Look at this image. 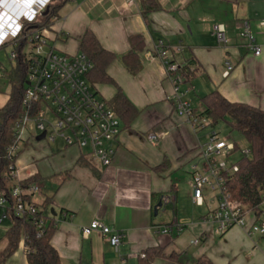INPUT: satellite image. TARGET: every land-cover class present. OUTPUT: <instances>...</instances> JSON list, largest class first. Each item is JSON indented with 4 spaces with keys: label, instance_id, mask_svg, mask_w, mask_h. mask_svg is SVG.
<instances>
[{
    "label": "crops",
    "instance_id": "crops-1",
    "mask_svg": "<svg viewBox=\"0 0 264 264\" xmlns=\"http://www.w3.org/2000/svg\"><path fill=\"white\" fill-rule=\"evenodd\" d=\"M157 1L161 10L147 20L139 0H72L59 11L49 28V44L74 55L80 53L84 33L92 31L101 46L117 56L107 73L140 115L130 129L123 125L108 168L97 163L88 150L66 147L63 142L62 149L53 150L45 140V146L39 148L41 159L32 157L31 165L22 158L31 140L38 137L30 132L15 162L19 180L25 183L37 175L35 183L45 188V194L34 200L41 206L49 200L57 214L51 243L63 264H140L144 252L156 247L164 248L167 256L176 253L189 261L206 256L214 264H264L263 238L250 236L239 227L219 235L206 220L207 207L196 206L192 194L188 197L180 191L181 173L188 175L191 188L190 164L203 136L175 111L174 86L162 61L152 57L162 43L171 62L180 67L191 62L197 69L195 78L180 87L196 114L204 112L201 98L213 91L231 103L264 110V0ZM246 22L262 47L260 57L239 39ZM216 24L227 29L226 47L219 46L213 35ZM133 36H141L145 42L140 54L142 70L136 76L121 61ZM61 43L67 52L59 49ZM179 48L181 52H177ZM226 63L233 66L228 77L224 76ZM5 71L0 79L8 78ZM94 86L106 101L116 93L112 85ZM10 93V83L0 81V109ZM150 135H155L156 141H150ZM82 158L83 165L79 162ZM43 159L46 167L35 165ZM165 161L167 168L155 170ZM161 198L163 205L155 215ZM256 216L252 219L248 215L249 223ZM93 221H101L122 235L118 251L99 232L83 236V229ZM165 228L171 232L163 234ZM194 240L199 243L193 245ZM12 258L13 264H28L18 253ZM152 264L173 263L159 258Z\"/></svg>",
    "mask_w": 264,
    "mask_h": 264
},
{
    "label": "built area",
    "instance_id": "built-area-1",
    "mask_svg": "<svg viewBox=\"0 0 264 264\" xmlns=\"http://www.w3.org/2000/svg\"><path fill=\"white\" fill-rule=\"evenodd\" d=\"M51 1L0 0V49L12 46L14 51L10 59L22 62L26 68V90L22 100L24 114L13 126V139L6 149V159L10 164L7 175L10 189L8 195L0 191V225L13 215L21 219L30 218L37 228L43 230L49 218L54 217L46 215L44 208L34 200L41 194L39 185L22 183L15 166L30 132L35 136L45 132V141L49 145L61 139L66 147L88 149L97 163L108 168L116 154L114 144L123 131L121 119L89 80L93 64L88 56L81 52L68 55L51 46L50 27L25 31V23L44 16ZM261 27L264 29V22ZM213 35L219 46L228 45L227 29L223 24L213 26ZM239 39L246 42L256 57L262 55V47L257 45L247 22L243 24ZM167 56L168 51L162 43L152 54V57L162 61L174 86L175 111L187 120L195 133L200 134L211 126L210 120L205 115L196 114L191 102L184 99L186 93L180 87L188 81L187 76L182 67L171 62ZM232 70L233 66L226 63L224 76L228 77ZM205 137L206 142L199 143L190 164L193 203L207 207L206 220L215 226L219 235L239 227L246 229L250 236L264 239V215L261 213L253 223H249V211L236 202L229 191V184L239 170L238 162L243 157H250V149L241 152L236 143L223 141L215 132ZM156 139L155 135L149 136L150 141ZM238 152L240 158L232 161ZM178 230L181 231V228L178 227ZM94 232L101 233L118 251L122 235L116 229L101 221H93L83 229V236L87 238ZM162 232L167 234L171 230L165 228ZM191 243L196 245L199 240ZM16 253L27 259L25 234H22Z\"/></svg>",
    "mask_w": 264,
    "mask_h": 264
},
{
    "label": "trees",
    "instance_id": "trees-1",
    "mask_svg": "<svg viewBox=\"0 0 264 264\" xmlns=\"http://www.w3.org/2000/svg\"><path fill=\"white\" fill-rule=\"evenodd\" d=\"M71 1L52 0L49 13L31 22H26L25 31L50 27L52 20L58 17L59 11ZM139 1L142 15L146 20L151 13L161 10L157 0ZM129 46V52L121 57V61L127 71L136 76L142 70L140 54L145 50L143 37H131ZM79 51L86 54L93 64V70L89 74L90 82L112 85L116 88L115 95L108 103L121 119L124 128L130 129L132 123L140 115V111L107 73L109 66L117 59V56L104 49L90 30L86 31L80 39ZM182 69L188 82H191L196 76L197 69L193 68L191 62H188ZM25 72V65L20 61L15 69L6 72L11 85V93L5 107L0 109V191L6 192L7 195L10 189L7 178L10 164L6 159V149L13 139V126L24 114L22 100L26 90ZM201 103L204 107L202 115L210 120L212 127L226 121L230 114L237 117V120L229 121L228 124L232 131L239 133L247 141L251 155L241 158L238 162L239 170L229 184V191L236 202L244 205L248 211H254L257 216L260 215L261 206L264 203V110L244 103H231L218 91L202 97ZM83 159L79 161L81 165H83L81 163ZM165 167H168L167 161L155 170L160 171ZM38 179L37 175L32 176L25 182V185L33 184ZM46 206H49V200L42 204V208ZM9 221L11 228L5 235L6 246L0 251V264H7L16 254L22 234L26 237L28 264H63L51 243L57 230L55 217L49 218L43 230L37 228L30 218L21 219L11 215ZM164 252V248L161 247L149 248L144 252L145 257L141 258L140 264H152L159 258L166 259L173 264H214L206 256L189 261L184 260L179 254L172 253L167 256Z\"/></svg>",
    "mask_w": 264,
    "mask_h": 264
},
{
    "label": "rangeland",
    "instance_id": "rangeland-1",
    "mask_svg": "<svg viewBox=\"0 0 264 264\" xmlns=\"http://www.w3.org/2000/svg\"><path fill=\"white\" fill-rule=\"evenodd\" d=\"M50 10V8H49ZM52 46V45H51ZM60 48L59 49L63 52H67V50L65 48H63L62 46V43L59 44ZM14 51V48L12 46H7L3 49H0V63L3 67L2 70H0V74H4V68L6 69H9L10 67H15L17 66V63L16 61H12L10 59V55L11 53ZM0 81L6 85H9V80L8 78H1ZM237 120V117L233 114H230L226 121H222L220 122L217 126L215 127H209L207 128L205 131L202 132V141L203 143L206 142V135L208 133H218L219 134V137L223 140V141H226V142H234L236 143V145L238 146L239 150L242 152L246 151V150H249V145L247 143V141L237 132L235 131H232L228 122L229 121H235ZM32 142V145L30 146L29 150L25 152V154L23 155V160H26L27 162H29V164L32 165V160L31 158L32 157H36L37 159H41L39 153L42 154V149H39L41 148L42 146H45V142L44 141H41V142H36L35 139L31 140ZM51 146H52V149L53 150H59L62 146V141L61 139H59L56 143H51ZM62 149V148H61ZM88 149H86L87 151ZM43 155V154H42ZM241 156L240 152H238L232 159L233 160H236V159H239ZM40 157V158H39ZM36 166H38L39 168H43V167H46V159H43V160H39L38 163L35 164ZM179 180V188H180V191L182 193H185L188 197H190V195L192 194V191H191V188L188 186V175H186V173H181L180 174V177L178 178ZM39 185L41 186L43 192H41V194L39 196H41L42 194H45V188L43 187L42 184L39 183ZM40 188V189H41ZM41 190V191H42ZM51 209L52 207L49 206H46V208H44V212L46 215H50L51 214ZM201 210H204L203 208ZM172 211V208L170 210V212ZM261 213L264 215V203L262 204L261 206ZM250 215V218H254L255 219V216H256V213L254 211H249L248 213ZM11 228V222L8 220L6 222H4L3 224L0 225V251H2L5 246H6V241H5V235H6V232ZM264 240V239H263ZM19 253V252H18ZM15 261L13 258H11L7 264H13Z\"/></svg>",
    "mask_w": 264,
    "mask_h": 264
},
{
    "label": "water",
    "instance_id": "water-1",
    "mask_svg": "<svg viewBox=\"0 0 264 264\" xmlns=\"http://www.w3.org/2000/svg\"><path fill=\"white\" fill-rule=\"evenodd\" d=\"M49 13V7L47 8V10L44 13V16L47 15ZM46 138V133H42L40 136L37 137L36 141L37 142H41L43 140H45ZM163 205V198L160 199L158 205L154 208V214L157 215L158 214V209L161 208ZM51 214L56 217L57 214L55 213L54 209L51 210Z\"/></svg>",
    "mask_w": 264,
    "mask_h": 264
}]
</instances>
